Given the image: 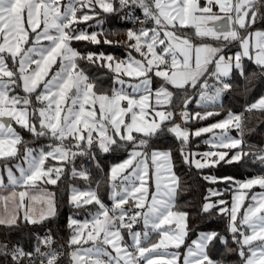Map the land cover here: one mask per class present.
<instances>
[{
  "label": "snow or ice",
  "instance_id": "snow-or-ice-1",
  "mask_svg": "<svg viewBox=\"0 0 264 264\" xmlns=\"http://www.w3.org/2000/svg\"><path fill=\"white\" fill-rule=\"evenodd\" d=\"M96 7L104 13H123L121 19L141 25L126 34L128 47L143 59H135L131 52L122 60L103 53L81 54L71 46L72 41L100 43L98 33L77 29L79 24L96 19ZM137 9L141 15L136 14ZM257 24L264 25V0H206L203 4L200 0H0V187L5 186L6 175L8 185L26 189L19 192L17 211L0 217V226L18 227L21 207L25 225L43 224L55 216L54 194L41 193L47 208L37 217L24 204L27 189L37 187V182L58 185L69 164L73 178L91 183L86 166H75L78 157L99 166L97 150L127 152V157L107 173L111 208L104 204L98 188L71 187L69 205L89 211L91 219L81 222L74 216L68 218L72 236L67 254L63 245L54 247L50 231L36 235L31 248H25L22 240L13 242L5 237L0 240V264H61L64 255L68 264H177L179 252L158 250L180 249L185 244L192 230L190 213L177 209L180 177L173 170L172 149L159 146L160 138L166 133L174 135L180 142L183 163L197 170L221 162L242 163L246 158L264 165V149L249 146L245 151L242 117L231 111L226 119L194 133L182 129L173 120L174 111L163 107L171 102L173 93L164 85L153 92L152 75L184 89L181 117L185 123L219 115L222 99L233 88L235 77L243 79L246 90L256 75L248 73L245 58L264 74V30H254ZM184 28L194 29L200 43L182 33ZM206 39L213 43H206ZM104 43L111 41L105 39ZM237 43L240 50L229 55L226 49ZM78 60L107 68L113 73L111 85L105 88L102 82L97 83L99 77L91 79ZM189 87L192 96L187 95ZM153 96L155 106L149 103ZM196 96L203 113L187 109ZM149 110L154 113L150 121L146 119ZM253 110L264 111V97L246 106V111ZM13 122L31 135V142L24 140ZM231 127L238 130V137L229 135ZM216 129L222 131L216 133ZM203 133H212L205 141L209 150L192 152L190 134L200 137ZM41 140L48 143L32 146ZM13 160L20 162L13 164ZM49 160L57 163H47ZM204 179L209 183L230 181L239 189H264V175L243 182L233 177ZM209 192L210 196L223 195ZM243 200L244 196L233 195L229 211L223 199L212 202L205 197L201 213L216 210L217 215L227 216L226 231L237 247H230L228 237L221 232L201 231L186 246L182 264H229L227 256L232 253L240 256L242 264H264V192L253 195V203L238 218ZM141 222L143 230L136 231ZM152 233L159 237L158 242L145 246ZM213 251L220 252L219 258H213Z\"/></svg>",
  "mask_w": 264,
  "mask_h": 264
},
{
  "label": "trees",
  "instance_id": "trees-1",
  "mask_svg": "<svg viewBox=\"0 0 264 264\" xmlns=\"http://www.w3.org/2000/svg\"><path fill=\"white\" fill-rule=\"evenodd\" d=\"M139 15H141L139 9L137 10ZM123 13H102L98 14L96 19L88 21L89 24L93 22H99L100 27L96 28L98 33V39L100 43L93 44L88 41H72L73 47L81 54H87L89 52L104 55H113L117 60L125 59L129 52L134 56L136 53L133 49L128 46H124L121 42L123 36L127 33L128 29H133L135 24L130 23L127 20L121 19ZM140 28V27H139ZM89 30L90 28H86ZM191 29H180L181 32H189ZM254 30H264V25L257 24ZM100 33H99V32ZM104 39L111 41V43H104ZM238 50L237 44L229 46L226 51L228 54H233ZM80 68H82L85 73L93 80L99 77L97 83L102 82L103 87L107 88L112 83L113 73L107 68H102L99 63L90 64L86 60H78ZM249 74L255 72L256 75L251 77L250 82L245 90V82L239 76H236L233 80V88L227 92L222 99L223 108H219V115L212 116L206 120H191L190 128L193 129L198 125L206 124L211 120H217L219 118L225 117L229 111L234 114L241 115L242 126H243V140L245 141L244 148L245 151L249 150V146H252L253 150L256 148L264 149V111L253 110L246 111V106L251 105L256 100L264 97V74L260 73L259 68L253 64L251 61H243ZM165 83L161 79L154 78L152 80V89L164 85ZM172 93L175 95L176 100L172 99V105L175 108L181 107V101L185 98L184 89H172ZM187 95H193V89H187ZM196 97L192 100L190 104V109L194 112H203V108L194 106ZM188 104V105H189ZM22 137L26 142H31V135L26 132L22 133ZM29 139V140H28ZM202 140L201 138L192 139L189 143V148L198 149L200 153L206 150V145L200 144L199 147L196 144ZM46 140L37 141L32 146L36 147L40 144L46 143ZM159 146L164 149L171 148L173 155L174 171L180 177V185L177 191L176 205L177 209L181 211H186L190 213L188 218L189 231L187 238L185 239L184 247L190 244L192 239L201 231H212L221 232L228 237V244L230 247H237L232 239L231 233L226 231L227 216H219L216 214V210L212 213H201V206L205 202V197H210L213 199L214 196H210L209 190L214 188L221 189L223 186L224 191L222 192L223 200L226 202L227 209L230 205V198L232 195V186L228 183L218 182L209 183L204 179L205 176H215V177H233L235 180L247 179L253 176L261 175L264 173V165L259 162L253 163L250 158H246L242 163L227 164L221 162L216 167L204 168L202 170H197L194 167H189L187 164L183 163L179 155L180 142L173 137L172 134H167L166 137L160 138L157 142ZM202 147V148H200ZM99 166L97 162L90 161L86 162V166L91 175V183L84 179H61L58 185H46V188L53 192L54 194V205L56 208L55 216L50 217L45 220L43 224L37 225H25L23 219H20L18 227H13L11 229L0 226V240L5 237H10L13 242L16 240H22L25 248H31L34 243V237L36 235L44 236L49 231L54 235L56 243L54 247L59 248L63 245L62 251L67 254L69 251L68 242L72 236V230L68 227V218L74 216L77 220H83L89 215V211L77 210L69 205V194H68V184L75 183L79 186L83 182H86L87 188L97 189L99 194L105 204L108 203V188H109V177L107 175L110 167L120 161H122L126 156L127 152L116 151L109 153H96ZM85 159V158H84ZM13 160L11 163L15 162ZM80 186V187H81ZM217 186V187H216ZM109 206V205H108ZM87 209L94 211L95 208L92 205H87ZM152 241L150 238L149 242ZM220 251H223L220 248ZM212 256L214 259L219 258L220 252L213 251ZM229 264H242L241 258L237 253H232L227 256ZM61 264H68L67 255H64L61 259Z\"/></svg>",
  "mask_w": 264,
  "mask_h": 264
},
{
  "label": "rangeland",
  "instance_id": "rangeland-1",
  "mask_svg": "<svg viewBox=\"0 0 264 264\" xmlns=\"http://www.w3.org/2000/svg\"><path fill=\"white\" fill-rule=\"evenodd\" d=\"M64 2H67V0H64ZM161 2L162 3H167L168 2V0H161ZM206 2V1H205ZM204 2V3H205ZM203 4V3H202ZM117 7H118V4H117ZM138 10V9H137ZM85 11H87V9H85ZM217 11H218V9H217ZM95 12L97 13V14H100V15H102V13H104L99 7H96L95 8ZM120 14V13H119ZM136 14L137 15H139V12H137L136 11ZM78 15H79V12H78ZM123 15V14H122ZM121 15V16H122ZM98 16V15H97ZM124 21V20H123ZM126 22H128V21H126ZM131 23V22H130ZM89 24V22H86V23H81V24H79L78 26H77V29L78 30H84V31H86V32H88L89 34H91L92 32H97V31H95V30H97L96 28H99L100 27V24H99V22H93L92 24H90V25H88ZM137 25H138V29H139V27H141V25L140 24H135V27H137ZM86 28H90L89 30H87ZM95 29V30H94ZM183 30V29H182ZM99 32V31H98ZM100 33V32H99ZM193 37L194 38H196L195 37V34H193ZM99 38V37H98ZM105 40V39H104ZM121 42L123 43V45L124 46H128L129 45V40H128V37H127V34H125L124 36H123V38H122V40H121ZM44 43H47V42H44ZM134 43V42H133ZM71 46L73 47V45L71 44ZM237 46H238V44H237ZM74 48V47H73ZM75 49V48H74ZM133 51L135 52V50L133 49ZM145 51H146V49H145ZM136 53V52H135ZM132 57H134L135 59H137V60H141V59H143L138 53H136V55H134V56H132ZM127 58V57H126ZM250 61V60H249ZM33 67H34V65H33ZM59 67V65L57 64V65H54L53 66V71H55L57 68ZM161 67H163V66H161ZM126 81H129V82H136V81H134V80H132V78H129V77H123ZM154 78H156V79H161V78H159V77H156L154 74L152 75V80L154 79ZM162 80V79H161ZM165 83V82H164ZM164 86L168 89V91H170V92H172V89H176V87H174V86H172L171 84H164ZM127 91H129V92H131V89H126ZM17 91L19 92L20 90L19 89H17ZM20 94L21 95H23V93L22 92H20ZM144 94H147V93H144ZM137 95H139V94H137ZM199 97L198 96H196V99H195V102H194V106H196V107H198L197 106V104H196V100L198 99ZM172 99H174V100H176V97H175V95L173 94V97H172ZM172 99H171V102L170 103H165L164 105H163V107L165 108V109H167V110H172V111H174V116H173V120L175 121V124H177V125H179L182 129H188V130H190V133H194L197 129H199V128H202V127H207L208 125H210V124H213V123H216L217 121H221V120H223V119H226L227 118V116H228V114L225 116V117H223V118H219V119H217V120H211V121H209L208 123H206V124H201V125H198V126H196L195 128H193V129H191L190 128V121L191 120H195V119H190L187 123H185V121L182 119V117H181V110L184 108V99H183V101H181V107L180 108H175L174 109V106L175 105H172ZM257 101V100H256ZM255 101V102H256ZM149 103H151L153 106H155L156 105V99H155V97L153 96L152 98H150V101H149ZM122 104H123V106H126V102H122ZM187 109H188V111H189V113H195L194 111H191L190 110V104L189 105H187ZM209 110H213L212 108H209ZM149 112H150V114H149V116L148 117H146V119H148L149 121L151 120V118H152V116L154 115V113H152L151 112V110H149ZM204 112V111H203ZM202 112V113H203ZM211 118V117H210ZM125 119L126 120H128L129 119V117H125ZM212 119V118H211ZM13 127L15 128V130L17 131V132H19L20 134H21V136H22V133H23V129L22 128H20L18 125H15V123L13 122ZM216 133H220L222 130H219V129H216V130H214ZM24 133L26 134V131H24ZM133 135H139V134H137V133H133ZM229 135L230 136H232V137H238V130L235 128V127H231L230 128V130H229ZM212 136V133H203L200 137H196L195 135H191L190 134V140H194V139H198V138H201L202 140H200V143L198 142L197 144H196V146H198L199 147V145L200 144H204V145H206V150L205 151H208L209 150V146L205 143V141H207L210 137ZM173 137H175L174 135H173ZM29 140V139H28ZM46 143H48V142H46ZM46 143H44V144H46ZM66 143H68V141H66ZM200 148H202V147H200ZM263 149V148H262ZM190 150L192 151V152H199V150L198 149H193V148H190ZM205 151H203V152H205ZM202 152V153H203ZM96 153H99V150H97L96 151ZM101 153V152H100ZM127 157V156H126ZM125 157V158H126ZM124 158V159H125ZM197 158H199V157H197ZM123 159V160H124ZM122 160V161H123ZM122 161H120V162H122ZM18 162H20V161H15V162H13V164L14 163H18ZM86 162H88V160L87 159H84V158H81V157H78L76 160H75V166L77 167V169H80L81 168V165H84V166H86ZM120 162H118V163H120ZM0 163H3V161H0ZM47 163H51V164H55V163H57L56 161H53V160H49ZM118 163H116V164H118ZM115 165V164H114ZM23 166H25L26 167V165H23ZM113 166V165H112ZM71 167H72V165L71 164H69L68 165V168H67V170H66V172H65V174L61 177V179H63V180H67V179H75V178H73L72 177V175H71ZM86 168H87V166H86ZM195 168V167H194ZM87 170H88V168H87ZM174 170V169H173ZM14 171H15V169H14ZM89 171V170H88ZM17 176L19 175V173L18 172H16L15 173ZM261 175H264V173L263 174H261ZM261 175H257V176H261ZM257 176H253V177H257ZM253 177H250V178H253ZM76 178H78L79 179V177H76ZM250 178H248V179H250ZM80 179H82V178H80ZM248 179H241V180H235V181H237V182H243V181H246V180H248ZM109 183H110V181H109ZM151 183V182H150ZM86 184V182L84 181L83 182V186H84V188H82V186L80 187L78 184H75V183H69L68 184V187H69V190H68V194L70 195V189H71V187H76V188H78V189H81V190H86V189H88L87 188V186L85 185ZM117 184H119V180L117 181ZM4 185L5 186H11V185H8V183H7V176L5 175L4 176ZM37 187H35V188H31V189H27V192H28V195H26V197H25V200H26V205L31 209V205L29 204V203H32V202H40L41 203V205L42 206H45V207H47V204H46V202L44 201V199H43V197L41 196V193L42 192H47V193H50V194H53V192L52 191H50V190H48L45 186L46 185H49V184H45V183H40V182H37ZM229 185L230 186H232V190H233V192H232V195H231V198H230V205H229V208H228V210L230 211L231 210V208H232V206H233V195H242V196H244V200H243V202H242V206L239 208V211H238V218H240L241 216H242V213H243V211L247 208V206L249 205V204H251V203H253V201L251 200V197L253 196V195H258V194H260L261 192H264V189H261L259 186H254V187H252L251 189H239L238 188V186H236V185H233L231 182H229ZM217 187V186H216ZM224 187L222 186L221 187V189H217V188H214L212 191H218V192H223L224 191V189H223ZM26 189H25V187H22L21 188V190L20 191H25ZM154 190V185H153V188L152 189H150V191H153ZM2 190L0 189V192H1ZM19 191V192H20ZM19 192L17 193V195L15 194V196H13V198H15V199H19ZM108 193H109V188H108ZM10 194H13V193H10ZM36 196L37 197V199H35V200H33V199H31V197L32 196ZM209 197V196H208ZM0 198H1V196H0ZM220 199H223V197H222V195L221 196H214L213 197V199H210V201H212V202H214V201H218V200H220ZM105 204V203H104ZM106 206H108L109 208H111V206H112V201L109 199V195H108V203L107 204H105ZM125 207H127V206H125ZM134 211H135V209H133ZM95 211V210H94ZM21 212H22V214H24V208L22 207V209H21ZM85 219H91V216L90 215H88L87 216V218H85ZM85 219H83V220H78V221H81V222H83ZM171 227L173 228V229H175V223H173L172 225H171ZM135 230L136 231H142L143 230V225H142V222L140 223V224H138L136 227H135ZM196 237H197V235L192 239V241L193 240H195L196 239ZM150 238H152V241H148L146 244H145V246H149L151 243H155V242H158V240H159V237L155 234V233H152L151 235H150ZM150 240V239H149ZM192 241L190 242V244L192 243ZM189 245V244H188ZM85 246H88V245H85ZM73 247H75V246H73ZM160 253H173V252H179L180 253V256H181V258H180V260L177 262V264H182V257H183V253L186 251V246L184 247V245H182L181 246V248L180 249H175V248H172V247H169V248H167V249H164V248H161V249H159L158 250ZM161 258H163V257H161Z\"/></svg>",
  "mask_w": 264,
  "mask_h": 264
},
{
  "label": "crops",
  "instance_id": "crops-1",
  "mask_svg": "<svg viewBox=\"0 0 264 264\" xmlns=\"http://www.w3.org/2000/svg\"><path fill=\"white\" fill-rule=\"evenodd\" d=\"M206 0H200V3H204ZM217 11V9H215ZM184 29H187V28H184ZM191 30L187 33L185 32H182L184 34H187L194 42L196 43H200V40L198 38H194L193 37V34H194V29L190 28ZM254 31V30H253ZM256 37L253 36L252 38V43L255 44L256 43ZM206 43H213V41L211 40H205ZM238 44V43H237ZM239 44H238V50L239 51ZM236 51V52H237ZM232 54V53H231ZM229 54V55H231ZM234 54V53H233ZM253 55H255V52H253ZM244 60H248L247 58H245ZM249 61V60H248ZM251 61V60H250ZM252 62V61H251ZM253 63V62H252ZM254 64V63H253ZM164 82V81H163ZM155 90H153L154 92ZM192 111V109H190ZM205 151V150H204ZM248 179V178H247ZM46 187V186H45ZM22 187H13V186H4V187H0V189L2 190L0 192V217H6L8 216L10 213L12 212H15L17 211V208H16V205L19 203V199H15L13 198V194H10V193H15L17 195V193L21 190ZM24 204L26 205V200L24 201ZM31 205V212L33 215L35 216H39L40 215V212L42 209H45L47 207L45 206H42L40 202H32V203H29ZM21 208H19V215L22 219L23 217V214L21 212ZM150 239V238H149Z\"/></svg>",
  "mask_w": 264,
  "mask_h": 264
}]
</instances>
